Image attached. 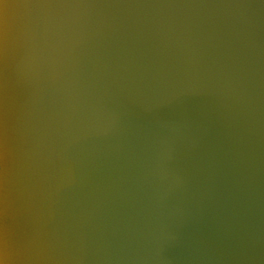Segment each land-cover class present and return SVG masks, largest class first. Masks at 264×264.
Listing matches in <instances>:
<instances>
[{
	"label": "water",
	"instance_id": "obj_1",
	"mask_svg": "<svg viewBox=\"0 0 264 264\" xmlns=\"http://www.w3.org/2000/svg\"><path fill=\"white\" fill-rule=\"evenodd\" d=\"M91 9L68 123L88 261L264 264V0Z\"/></svg>",
	"mask_w": 264,
	"mask_h": 264
},
{
	"label": "bare ground",
	"instance_id": "obj_2",
	"mask_svg": "<svg viewBox=\"0 0 264 264\" xmlns=\"http://www.w3.org/2000/svg\"><path fill=\"white\" fill-rule=\"evenodd\" d=\"M93 15L91 0H0V264H91L68 123Z\"/></svg>",
	"mask_w": 264,
	"mask_h": 264
}]
</instances>
